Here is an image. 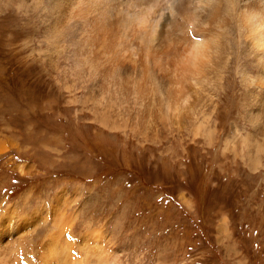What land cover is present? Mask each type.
Returning <instances> with one entry per match:
<instances>
[{"label": "rangeland", "instance_id": "rangeland-1", "mask_svg": "<svg viewBox=\"0 0 264 264\" xmlns=\"http://www.w3.org/2000/svg\"><path fill=\"white\" fill-rule=\"evenodd\" d=\"M10 2L0 10V140L8 139L0 154V199L22 207L20 196L30 190L22 211L42 204L48 211L64 189L61 200L74 202L61 209L81 211L78 232L106 221L109 243L127 264H264V150L248 154L240 145L238 135L251 128L239 115L244 103L220 91L216 107L230 113L208 125L209 136L157 123L166 137L151 139L130 125L112 126L110 117L102 123L77 99L80 86H88L86 73L79 75L71 56L51 57L44 25ZM20 83L36 96H24L30 111L7 97L5 87ZM22 164L29 171L21 172ZM41 228L37 239L49 226Z\"/></svg>", "mask_w": 264, "mask_h": 264}, {"label": "bare ground", "instance_id": "bare-ground-1", "mask_svg": "<svg viewBox=\"0 0 264 264\" xmlns=\"http://www.w3.org/2000/svg\"><path fill=\"white\" fill-rule=\"evenodd\" d=\"M9 2L0 1V10ZM13 2L11 9L44 25L46 41L54 48L48 50L51 57L71 56L79 75L86 73L88 86H80L77 99L90 105L102 123L110 117L112 126L130 125L132 132L151 139L166 137L154 127L157 123L209 136L208 125L228 119L230 113L218 110L223 91L244 103L239 115L251 128L238 135L241 147L248 154L264 150V0ZM225 80L241 87L242 94L229 82L223 85ZM76 86L71 87L77 90ZM24 87L6 86L7 97L34 99V91ZM7 146L8 139L0 140V154ZM18 169L29 171L25 164ZM63 191L54 194L48 211L43 204L22 211L30 190L22 191V207L0 199V264H127L117 245L109 243L106 221L78 232L79 209H61L74 202L70 197L61 200ZM45 224L48 230L37 239Z\"/></svg>", "mask_w": 264, "mask_h": 264}, {"label": "snow or ice", "instance_id": "snow-or-ice-1", "mask_svg": "<svg viewBox=\"0 0 264 264\" xmlns=\"http://www.w3.org/2000/svg\"><path fill=\"white\" fill-rule=\"evenodd\" d=\"M18 100H19V107L21 110H23L24 108H29V111L31 110L29 104L25 103V100L19 99V98H18ZM17 120H19L21 122V124L24 123L22 114L17 115Z\"/></svg>", "mask_w": 264, "mask_h": 264}]
</instances>
